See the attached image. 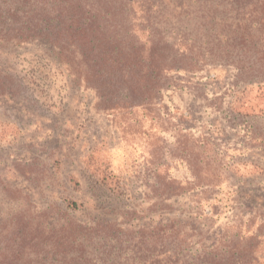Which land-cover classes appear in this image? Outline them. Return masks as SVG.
<instances>
[{
    "label": "rangeland",
    "instance_id": "obj_1",
    "mask_svg": "<svg viewBox=\"0 0 264 264\" xmlns=\"http://www.w3.org/2000/svg\"><path fill=\"white\" fill-rule=\"evenodd\" d=\"M129 1L106 40L135 56L152 29L186 55L136 101L71 76L16 22L29 6L0 0V264H203L211 252L264 264L256 6ZM146 3L175 18L148 23Z\"/></svg>",
    "mask_w": 264,
    "mask_h": 264
},
{
    "label": "trees",
    "instance_id": "obj_2",
    "mask_svg": "<svg viewBox=\"0 0 264 264\" xmlns=\"http://www.w3.org/2000/svg\"><path fill=\"white\" fill-rule=\"evenodd\" d=\"M231 1L236 6L240 3L255 5L256 9L248 15L249 20L257 21L261 27L264 25V0ZM17 2L29 7L27 12L22 11L24 9L20 11L25 16L16 22H21L22 27L34 34L32 36L47 41L71 76L78 74L79 77L84 76L89 88L93 86L99 94L106 97L122 98L124 95L132 101L145 98L149 92L145 83L155 75L156 81L164 84L167 75L179 69L177 62L186 56L185 52L181 53L178 45L172 42V37H168L167 41L154 42L157 30L151 29V41L135 56L124 55L116 37L106 40L108 35L116 33L115 24L118 19L129 20L133 16L134 10L129 0H17ZM146 4L142 12L148 23L165 13L169 14V18H175L177 13L176 7L174 10L164 11L148 6L153 4ZM172 5L169 0L168 7ZM180 10L183 11V7ZM40 16L44 19L39 18ZM157 60L160 61L158 65ZM94 80L98 85L91 86ZM203 264L251 263L235 257L234 254L229 258L218 259L211 252L205 253Z\"/></svg>",
    "mask_w": 264,
    "mask_h": 264
}]
</instances>
